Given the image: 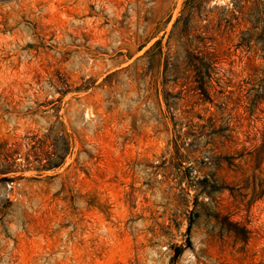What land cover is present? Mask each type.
I'll use <instances>...</instances> for the list:
<instances>
[{
    "label": "rangeland",
    "instance_id": "374dc122",
    "mask_svg": "<svg viewBox=\"0 0 264 264\" xmlns=\"http://www.w3.org/2000/svg\"><path fill=\"white\" fill-rule=\"evenodd\" d=\"M0 264H264V0H0Z\"/></svg>",
    "mask_w": 264,
    "mask_h": 264
}]
</instances>
